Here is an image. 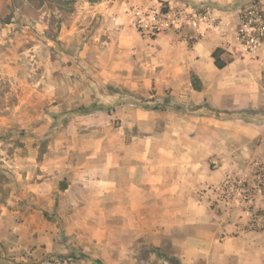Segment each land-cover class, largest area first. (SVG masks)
Returning a JSON list of instances; mask_svg holds the SVG:
<instances>
[{"label": "crops", "instance_id": "0c3cea01", "mask_svg": "<svg viewBox=\"0 0 264 264\" xmlns=\"http://www.w3.org/2000/svg\"><path fill=\"white\" fill-rule=\"evenodd\" d=\"M223 1L76 2L58 28L61 44L75 47L68 54L77 63L73 89L81 98L68 109L74 132L36 165L37 182L28 185L35 229L28 226L31 216L22 217L14 230L19 239L67 231L95 245L85 250L119 255L115 264H134L126 255L144 246L170 257L151 252L155 264H171V258L179 264H264V222L252 230L218 199L225 181L264 162V54L246 52L238 37L241 5ZM165 3L211 11L218 22L158 35L134 26L133 6ZM11 6L12 0H0V17L16 10ZM219 47L234 56L224 69L213 58ZM10 218L4 209L0 264L19 251L8 244L10 226H2ZM36 248L44 253L54 246Z\"/></svg>", "mask_w": 264, "mask_h": 264}, {"label": "rangeland", "instance_id": "374dc122", "mask_svg": "<svg viewBox=\"0 0 264 264\" xmlns=\"http://www.w3.org/2000/svg\"><path fill=\"white\" fill-rule=\"evenodd\" d=\"M232 1H237L242 11L254 3L264 6V0ZM40 2L12 0L11 7L16 10L10 16L0 17V22H10L9 27H0V216L4 209L6 213L11 211L12 218L2 226H10L8 244L19 249L13 255L15 260L6 264H105L106 261V264H115L119 255L101 254L92 248L85 250L95 245L88 239L68 236L61 224H57L59 231H63L60 237L47 234L41 238L34 232L21 240L14 232L22 217L31 216L28 226L30 231L35 229L34 193L29 191L28 185L37 182L36 165L45 156L55 155L57 147L66 144L63 136L68 131L74 132L68 127V117L73 113L68 109L74 110L81 101L78 89H73L76 83L72 71L77 63L68 58L75 47L72 45L71 49L61 44L53 10L46 3L37 7ZM223 3V0H215V6ZM25 161L29 163L27 168ZM50 201L44 204L47 212L52 211ZM257 206L264 216V193L257 196ZM239 221L243 223L241 217ZM51 224L45 223L44 228L52 229ZM38 246L54 248L52 252L42 253L36 251ZM18 256H24L27 262L20 261ZM126 256L127 261L134 264H155L150 252L143 250L140 254Z\"/></svg>", "mask_w": 264, "mask_h": 264}, {"label": "built area", "instance_id": "2783aa9c", "mask_svg": "<svg viewBox=\"0 0 264 264\" xmlns=\"http://www.w3.org/2000/svg\"><path fill=\"white\" fill-rule=\"evenodd\" d=\"M130 15L134 26L150 35L169 29L199 28L201 23L210 28L218 22L211 11L171 8L166 3L159 7L135 5L130 9ZM241 20L238 30L240 43L248 54L258 58L264 54V6L254 3L246 7L241 13ZM263 193L264 163H256L250 173L225 181L220 187L218 199L230 216L241 217L250 229L256 230L264 221L257 206V196Z\"/></svg>", "mask_w": 264, "mask_h": 264}, {"label": "trees", "instance_id": "16d2710c", "mask_svg": "<svg viewBox=\"0 0 264 264\" xmlns=\"http://www.w3.org/2000/svg\"><path fill=\"white\" fill-rule=\"evenodd\" d=\"M28 1L32 2L34 0H28ZM77 1L78 0H41V2L36 6L40 8L44 5V3L48 4L49 8L53 10L54 24H56L58 28H60L62 22H64L68 18V16H70L74 12L75 4ZM92 1H95V0H92ZM213 58L215 60L216 66L219 69L226 68L229 64H231L234 61V56L228 51H226L225 49L220 48V47L215 49V51L213 52ZM193 82L195 84L196 80L193 79ZM143 252L144 253H147V252L156 253L159 258L160 257L170 258L167 254L162 253L155 248H151L147 246L143 247ZM169 260L171 264H179V261H177L174 258H171Z\"/></svg>", "mask_w": 264, "mask_h": 264}]
</instances>
